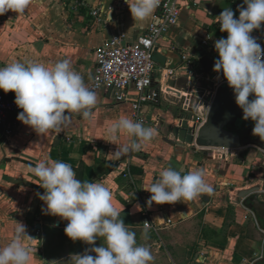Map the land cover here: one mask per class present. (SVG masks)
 <instances>
[{
  "label": "crops",
  "instance_id": "0c3cea01",
  "mask_svg": "<svg viewBox=\"0 0 264 264\" xmlns=\"http://www.w3.org/2000/svg\"><path fill=\"white\" fill-rule=\"evenodd\" d=\"M193 1L180 0L178 22L157 42L154 53L157 78L163 68L179 61L178 55L166 54L164 50L178 53L181 62L164 83V96L143 107L149 120L147 126L157 129V136L140 150L120 158L112 155L118 147L130 143L131 138L119 134L113 142L107 129L121 116L132 119L130 102H115L112 92L95 91L98 102L93 118L85 120L79 114H71L70 125L59 134L36 133L17 119L18 114L11 116L10 120L17 124L16 131L0 144V246L10 242L17 222L25 225L32 237L31 264H69L71 255L103 244V238L94 245L72 241L64 232L66 220L42 211L46 209L38 195L44 193L39 185L42 181L30 168L49 158L71 164L81 181L102 182L110 189L114 204L124 206L121 218L135 231L137 242L150 247L152 264H262L264 230L260 220L244 205V198L238 200L237 192L257 185L264 187V159L259 161L257 156L251 159L254 152L250 151L245 153L242 163L235 164L236 158L228 154L237 149L200 147L194 141V131L204 122L214 96L206 81L217 76L216 72L211 77L199 74L198 59L202 53L213 60L219 58L214 42L226 38L227 33L209 23L228 1L200 0L196 6ZM87 2L104 9L101 21L90 17L86 9L67 20V11L60 0H33L24 15L12 11L0 15V67L12 62L51 66L68 59L88 86L95 67V49L115 35L126 42L135 41L152 18L143 25L134 22L125 0ZM207 34L209 45L204 46L201 43ZM189 68L198 75L197 81L202 82L198 88L201 95L195 94L198 86L190 85L197 75H190ZM153 84L157 85V81ZM5 94L15 99L14 92ZM134 96L135 92L130 91L129 97ZM188 114L192 116L189 119ZM198 114L203 121L192 129L197 124L192 122L193 117ZM184 125L190 135L182 131ZM247 146L264 153L255 145ZM247 146L238 150L243 152ZM214 149L220 152L215 153ZM168 167L182 170V174L202 169L214 192L195 201L172 205L153 202L149 206L151 193L145 189ZM146 228L147 240L143 237Z\"/></svg>",
  "mask_w": 264,
  "mask_h": 264
},
{
  "label": "clouds",
  "instance_id": "9594fccd",
  "mask_svg": "<svg viewBox=\"0 0 264 264\" xmlns=\"http://www.w3.org/2000/svg\"><path fill=\"white\" fill-rule=\"evenodd\" d=\"M32 2L0 0V15L8 11L24 15ZM125 3L129 5L134 22L143 25L154 16L161 0H125ZM243 4L246 7L238 8V18L229 7L218 16L220 30L226 32L227 37L214 42L219 58L214 61L213 71L223 74L233 89L236 104L243 111L242 119L253 121L252 134L264 141V53L252 35L264 24V0H243ZM0 90L14 92V103L22 109L17 119L40 134L63 132L71 123V114L92 119L98 102V94L86 85L68 59L51 66L12 62L0 67ZM250 95L254 96L251 100ZM107 133L113 142L119 134L131 138L130 143L112 153L120 158L152 141L157 129L121 116ZM30 171L42 181L39 185L44 193L38 194L46 205L42 211L68 221L64 228L68 238L87 245H94L97 239L103 238L101 246L71 255L69 264H152L154 256L150 247L137 242L135 231L121 218L124 206L114 204L112 192L102 182L81 181L71 164L49 158ZM205 175L202 169L184 174L172 167L162 170L160 178L145 189L151 193L148 205L153 202L172 205L211 195L214 189L206 182ZM143 237L148 239L147 228ZM31 238L26 226L17 222L10 242L0 246V264H31Z\"/></svg>",
  "mask_w": 264,
  "mask_h": 264
},
{
  "label": "built area",
  "instance_id": "2783aa9c",
  "mask_svg": "<svg viewBox=\"0 0 264 264\" xmlns=\"http://www.w3.org/2000/svg\"><path fill=\"white\" fill-rule=\"evenodd\" d=\"M60 1L65 6L69 21L75 16L78 17L83 9H86L90 17L96 21H101V16L105 12L100 6H89L87 0ZM227 1L228 5L224 8H231L235 18H238V8L240 6L246 7L243 0ZM199 2L200 0H194L192 5L196 6ZM224 8L213 15L209 26L220 30L218 16ZM180 11V0H161L160 6L156 9L145 31L135 41L126 42L122 36L115 35L95 49V67L88 87L94 91L112 92L115 102L129 101L132 119L142 122L145 126L149 125V120L143 112V107L146 104L157 102L162 94L164 96V86H166L164 83L174 75V68L168 67L161 70L158 78L155 75L154 53L156 45L169 28L178 22ZM252 35L260 43L262 53H264V24L259 30H254ZM209 39L210 34H207V38L202 40L201 44L208 46ZM262 59H264V54H262ZM187 62L192 63L189 60ZM188 73L190 75L196 74L191 68H189ZM197 78L198 75L190 83L192 88L196 87ZM155 80L157 85L153 84ZM223 80L226 81L224 77ZM130 91L135 92V96L132 98L129 97ZM14 100L0 90V144L12 136L17 128L16 122L11 121L10 118L12 115L19 114L22 109L15 105ZM202 121L201 114L192 120V122L197 123L196 126H199ZM126 175L128 173L124 174V176ZM67 223L68 221L64 223L65 226ZM145 226L150 227L149 224H145Z\"/></svg>",
  "mask_w": 264,
  "mask_h": 264
},
{
  "label": "water",
  "instance_id": "95a60500",
  "mask_svg": "<svg viewBox=\"0 0 264 264\" xmlns=\"http://www.w3.org/2000/svg\"><path fill=\"white\" fill-rule=\"evenodd\" d=\"M200 51L202 52V50ZM163 52L166 54H176L179 57L178 63L167 65L168 68H175L181 62V56L178 53L171 50H164ZM214 61L205 53H202L198 59L203 72L209 74L210 77L214 72ZM206 82L209 84V90L214 91V96L207 109L204 122L194 131L195 144L206 148L227 149H239L249 144H254L251 142L243 143L241 140L239 130L245 125L246 120L242 119L243 111L235 102L233 89L228 86L227 81L223 80V74H217V76L207 79ZM201 83L199 80L196 82L197 89L201 86ZM214 83L217 84L215 88ZM253 98L254 96L250 95L249 99ZM190 117L192 116L188 114V119ZM195 118L193 117V119ZM258 147L264 149V147ZM259 192V185L239 190L237 192L238 200L240 201L242 198L250 199L251 204L249 206L251 208L264 211V202L259 199ZM204 199L206 200L208 197L206 196ZM252 264H256V262Z\"/></svg>",
  "mask_w": 264,
  "mask_h": 264
},
{
  "label": "flooded vegetation",
  "instance_id": "af4514ba",
  "mask_svg": "<svg viewBox=\"0 0 264 264\" xmlns=\"http://www.w3.org/2000/svg\"><path fill=\"white\" fill-rule=\"evenodd\" d=\"M253 127H254V122L251 121V120L246 121L245 125L241 127L239 132L241 134L242 142L243 143L251 142V143H254L255 146L258 145V146L264 147V141H262L258 136H254L252 134ZM254 144H249V145L254 146ZM258 146H256V147H258ZM259 149H261V148H259ZM261 150H264V149H261ZM262 167H264V164L262 165ZM263 183H264V181H263ZM259 193H260L259 194V199L264 202V187L263 188L260 187V192ZM243 202H244V205H246L247 207L250 208V210L252 211L253 216L256 219L258 218L260 220L262 228L264 230V211L251 208L249 206L251 204V200L250 199L245 198L243 200ZM261 259H262L261 263L264 264V251H263V256H262Z\"/></svg>",
  "mask_w": 264,
  "mask_h": 264
},
{
  "label": "rangeland",
  "instance_id": "374dc122",
  "mask_svg": "<svg viewBox=\"0 0 264 264\" xmlns=\"http://www.w3.org/2000/svg\"><path fill=\"white\" fill-rule=\"evenodd\" d=\"M225 33V32H224ZM197 71H198V73L199 74H204V72H203V70H201V68H197ZM201 90L200 89H196V92H195V94L196 95H201L202 93L200 92ZM248 121V120H247ZM195 124L193 125V128L192 129H195ZM182 131H184L186 134H188V135H190V133H191V131H189L188 130V126H183L182 127ZM216 150V152L215 153H218V152H220V150H217V149H214V151ZM250 151H253L254 152V155H253V157L251 156V159H253L255 156H257L258 157V160L259 161H261L262 159H264V153L262 152V151H259V150H257L256 148H254V147H251V146H247L244 150H243V152H240V150H235L234 152L233 151H230L229 152V156H232V157H234V158H236V159H234L235 161H234V163L235 164H240V163H242V158L244 157V155H245V153H247V152H250ZM251 168H254V167H251ZM257 168V167H256ZM257 172H260V169H258L257 168ZM253 179H255L254 177H253Z\"/></svg>",
  "mask_w": 264,
  "mask_h": 264
}]
</instances>
